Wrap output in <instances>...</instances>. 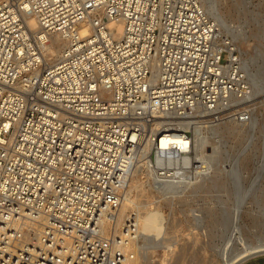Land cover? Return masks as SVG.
<instances>
[{"label":"built area","instance_id":"1","mask_svg":"<svg viewBox=\"0 0 264 264\" xmlns=\"http://www.w3.org/2000/svg\"><path fill=\"white\" fill-rule=\"evenodd\" d=\"M249 85L203 0H0V264H135L130 172L155 191L204 175L194 131Z\"/></svg>","mask_w":264,"mask_h":264},{"label":"rangeland","instance_id":"2","mask_svg":"<svg viewBox=\"0 0 264 264\" xmlns=\"http://www.w3.org/2000/svg\"><path fill=\"white\" fill-rule=\"evenodd\" d=\"M203 5L231 37L247 74L253 94L232 109L236 117L248 110V120L240 123L234 116L205 129L212 139L204 151L214 147L221 160L213 170L222 180L215 187L209 178L203 190L166 200L148 188L138 196L150 198L141 264H264V254L249 253L253 246L264 247V0H203ZM233 121L238 126L227 129ZM160 228L171 249L156 241Z\"/></svg>","mask_w":264,"mask_h":264},{"label":"bare ground","instance_id":"3","mask_svg":"<svg viewBox=\"0 0 264 264\" xmlns=\"http://www.w3.org/2000/svg\"><path fill=\"white\" fill-rule=\"evenodd\" d=\"M20 1H22V0H20ZM24 20L29 25V27L33 30V33L35 35L39 34V32H40L39 31V24H38L37 19L35 18V16H33L31 14H26V15H24ZM112 24H115L118 27L119 31H121L122 24L117 25V23H115V22H113ZM217 24H218L219 28L221 29L220 23L217 22ZM42 38H43V40L45 42H47L46 43V49H47L46 50L47 51L46 55L48 57L57 56L61 46L64 44V40H62L61 37H59L57 35H46L45 38L44 37H42ZM248 87H249V94L244 96V97L239 96V98H236L237 100H234V102L237 101L239 103L240 100H242L244 98H247V97H251L253 92H252L251 86L249 85ZM233 95L234 96H238V92H234ZM241 95H243V94H241ZM241 102H243V101H241ZM234 106H236V105H234ZM244 110H246V109H244ZM232 111L236 114V112L233 109H232ZM240 113L241 112H239V114ZM236 118L239 119V117H236ZM232 119H230V122H231ZM233 120H235V118ZM240 123H242V121ZM236 124L237 123H235V121H233L232 124L228 125L229 128L227 127V129H230V130L232 129L233 130V128H236ZM239 125H241V124H239ZM237 126H238V124H237ZM205 129H207V132H208V128L195 129L194 134H193V146L189 142V140L184 139V138H178V137H175V136H168L166 138V140H168V142L162 141V143H161L163 148H167V144L168 143H171L174 146H179V147H183L185 145H189V143H190L189 146H190V148H192L194 157L197 160H200V162H201L200 165H197V166L199 168L203 169L204 172H205V174L202 175V177L204 176L203 178H201V176H200V178L202 179L200 182H199L200 178L199 179L197 178L198 180L197 179L196 180L198 182L194 179V182L193 181H189V182L183 183L177 189L172 190V191H168V190L167 191H159V190L155 191V190H150V188L146 187V185L144 184L142 179H140L141 177L139 176L140 175L139 166H137V168H135V170H132L130 172V174L128 176L127 187L124 189L120 210H121V213L124 214L130 208H134L136 210V213H137L138 228H139V238H138V241L136 242V244L134 243L133 245L130 246V249H132V250L136 249L137 250V255L134 257L135 264H141L140 257H139L140 254H138V253L141 252V250L144 247V244L142 243L144 241L143 237L145 236V232L148 231V225H149L148 224L147 215H149L148 214V206L150 205V198L147 197L146 200L142 201V199L140 200L139 197H138L139 195H142L143 192H146L147 189H145V188H148V190H150L151 192L152 191L156 192V194H158L157 195L158 199L159 198H163V200H166V199H164L165 197H168V199H169V197H171V196L178 195V192H182L183 191L182 194H185L186 192H189L190 190H192L191 192L197 191L200 188H202L200 190H203V188L205 186L204 187H202V186L205 185L206 180L209 179V178H210L209 180H211L210 182H211L212 186L215 185V182H214L215 180L222 181V180H220V175H218V176L215 175L217 172L213 171V170H215L214 168H216L215 166H216L217 162L221 161L220 160V155L217 153L216 150H214L215 149L214 147L211 148L212 151L210 153H206L204 151V148L202 147L204 145V143H207V142H209L212 139L211 138V136H212L211 132H210V134L206 135L205 134L206 133ZM239 130H241V129H239ZM219 143L222 144L221 142H219ZM214 145H215V143H213V146ZM215 147H216V149H217V147L219 148V146H217V145ZM222 148H220V149H222ZM208 159L213 160V163L207 164L206 161ZM188 160H189V157L185 156L184 157V162H188ZM208 170H212L213 173L212 174L206 173V172H209ZM204 178H206V179H204ZM191 184H192V186L194 185L192 187L193 189H191V187H190ZM188 186L190 187V189H188ZM133 191H135V194L133 193ZM165 233H166V231L164 229H162V228L158 229L157 233H156V238L158 237L159 239L157 238L156 241L157 240H161L163 246H165V249L168 250V249H171V244H170V242H166V238L163 237ZM167 250H165V252H167ZM245 250H248V249H245ZM262 252H264V247H261V246H253L251 248V250H249V253L253 254V255L256 254V253H262ZM262 254H264V253H262ZM233 263H235V262H232L231 264H233ZM226 264H229V263L226 262Z\"/></svg>","mask_w":264,"mask_h":264},{"label":"water","instance_id":"4","mask_svg":"<svg viewBox=\"0 0 264 264\" xmlns=\"http://www.w3.org/2000/svg\"><path fill=\"white\" fill-rule=\"evenodd\" d=\"M262 253H264V252H262ZM262 253H256V254H254V255H251V256H255V255H258V254H262ZM251 256H250V257H251Z\"/></svg>","mask_w":264,"mask_h":264}]
</instances>
